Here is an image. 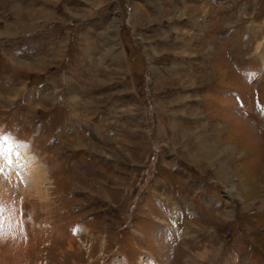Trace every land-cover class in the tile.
<instances>
[{
	"label": "rangeland",
	"instance_id": "obj_1",
	"mask_svg": "<svg viewBox=\"0 0 264 264\" xmlns=\"http://www.w3.org/2000/svg\"><path fill=\"white\" fill-rule=\"evenodd\" d=\"M42 1L0 0V264H264V0Z\"/></svg>",
	"mask_w": 264,
	"mask_h": 264
},
{
	"label": "crops",
	"instance_id": "obj_2",
	"mask_svg": "<svg viewBox=\"0 0 264 264\" xmlns=\"http://www.w3.org/2000/svg\"><path fill=\"white\" fill-rule=\"evenodd\" d=\"M83 1V2H82ZM41 2H43L44 4H48V3H45L44 1H42L41 0ZM85 2L86 3H88V1H86V0H67L66 2H65V4H67V5H71V6H81L83 9H85L86 8V11L87 10H91V4H92V2H90L89 3V5H86L85 4ZM39 3V2H38ZM48 5H50V4H48ZM49 7H51L52 8V6L50 5ZM90 7V8H89ZM42 9L44 10V7H42ZM63 18V17H62ZM37 24V23H36ZM30 25H35V22H34V20L32 19V21H30ZM46 27H49V25L47 26H44V27H38L37 29H35V30H28L27 32H33V33H38V34H40L35 40H34V42L33 43H35V48H39L40 46L42 47V45L40 44V37L42 36V34H46L47 32H46ZM55 27V26H54ZM49 29V28H48ZM87 31L88 30H83L81 33L82 34H86L87 33ZM27 32H24V33H27ZM51 36H49V38H50ZM48 38V40H50ZM55 38V37H54ZM40 47V48H41ZM201 144H203L204 143V141H201L200 142ZM200 143H199V145H200ZM220 145L219 146H221V143H219ZM216 145H217V150H219L220 149V147L218 148V143H216ZM202 147V146H201ZM201 147H199L198 146V148L197 149H195L194 150V153L193 152H191V153H193L192 154V156L191 157H193L192 159H194L197 163L198 162H201L203 159H208L209 157H211V156H208V150L207 149H205L206 151H203V148H201ZM212 147H214V146H211L210 145V149L212 150ZM216 151V150H215ZM206 153H207V155H206ZM177 156H178V154H177ZM181 156V155H180ZM179 157V156H178ZM209 160V159H208ZM206 161V160H205ZM204 163V162H203ZM217 176V178L219 179V175L217 174L216 175ZM216 180V179H215ZM220 180V179H219ZM218 181V180H217ZM219 182V181H218ZM238 199H241V200H243L242 198H240V196H239V194H237V196H236ZM182 204V203H181ZM180 204V205H181ZM189 205V204H188ZM182 207V206H181Z\"/></svg>",
	"mask_w": 264,
	"mask_h": 264
},
{
	"label": "bare ground",
	"instance_id": "obj_3",
	"mask_svg": "<svg viewBox=\"0 0 264 264\" xmlns=\"http://www.w3.org/2000/svg\"><path fill=\"white\" fill-rule=\"evenodd\" d=\"M0 149L2 150V153L6 152L8 155H12V154H18L20 157H21V160H23V164H21V167L23 166V168L25 166H28L30 170L26 171L25 173L27 174L31 172V165H30V160H29V157L26 156V159L22 157L21 155V151L19 150V147H13L12 144L9 142L8 144L6 143H3V142H0ZM21 149V148H20ZM25 160V162H24ZM27 170V169H26ZM33 170V169H32ZM35 171V170H34ZM38 176V174H36ZM38 177L37 178H33V180H36L37 181Z\"/></svg>",
	"mask_w": 264,
	"mask_h": 264
},
{
	"label": "water",
	"instance_id": "obj_4",
	"mask_svg": "<svg viewBox=\"0 0 264 264\" xmlns=\"http://www.w3.org/2000/svg\"><path fill=\"white\" fill-rule=\"evenodd\" d=\"M130 17H131V13H130V12H128L127 18H130Z\"/></svg>",
	"mask_w": 264,
	"mask_h": 264
}]
</instances>
